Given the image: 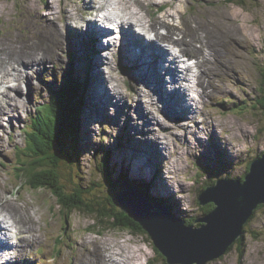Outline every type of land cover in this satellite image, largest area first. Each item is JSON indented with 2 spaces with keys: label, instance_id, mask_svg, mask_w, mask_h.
<instances>
[{
  "label": "rangeland",
  "instance_id": "obj_1",
  "mask_svg": "<svg viewBox=\"0 0 264 264\" xmlns=\"http://www.w3.org/2000/svg\"><path fill=\"white\" fill-rule=\"evenodd\" d=\"M138 2L139 0H130V5L137 9L140 5L139 11L147 20L152 22L162 16L172 24H180L191 32L196 31L210 38L215 47L218 44L222 51L221 59L227 61L229 65L223 70L224 75L221 80H219L218 73H210L211 78H217L215 85L219 86L220 81L223 83L219 97L209 92L205 95L195 92L201 106L200 111L199 108L194 109L193 115L198 112L195 114L196 118L184 120L173 118L174 122L189 123L190 127L192 126L189 130L191 132L185 133L182 128H174L173 135L169 136L172 148L164 150L162 147L161 152L159 150L160 157L153 154L155 159L151 153L149 154L151 159L147 157V154H138L137 143L145 138L147 140L156 138L158 135V139L163 142L162 145H165L167 138L163 137V133L166 130L156 124V127H159L158 131H149L152 124L145 125L146 122H144L149 119L148 114H143L140 118L139 112L144 113V111L133 113L127 106L126 100L133 101L135 97L137 99L138 96L135 94L137 89L139 86L144 87L138 83L137 79H134L139 69H134L127 58L120 57L122 47L117 44L114 47L117 49L110 52L111 54L102 50L103 56H111L112 62L100 66L101 70L105 71V75L110 78L108 83L110 90L116 92L114 90L118 89L125 94L119 95L121 101L118 100L124 109L121 119V114L113 117L117 113L115 108L118 107L106 103L108 94L103 95L108 107L97 109L94 103L91 106L86 105L88 99L86 94L89 95L92 83L89 69H93V59L97 55L92 49V43L90 41L88 43L85 39V35L76 36L75 40L80 41L76 43L77 49L81 51V46H83L82 52L86 55L89 54L90 48L92 49L89 64L87 60L79 58L75 48L71 47L69 29L66 28L68 30L66 40L68 38L69 42L64 55L55 45L60 38L56 32L61 31V24L68 27L70 22L71 36L76 32L75 29L87 25L84 24L88 21L83 19L85 18L83 11L90 5L86 6L85 0H0V68L3 69L6 80H11V75L14 73L13 70H4L1 63L7 60L9 50L16 53L33 52L34 50L42 52L52 45L55 49V59L50 60L43 70L38 71L35 77L31 78L36 87L26 95L30 106H26L24 111L21 110L20 120L14 122L16 126L5 122V128L2 129L4 131H1L4 144L0 145V199L2 204L10 206L11 210L21 209L22 212L17 215L18 219L23 221L27 233L29 232V234L18 235L20 241L13 240L18 242V245H13L12 249L16 252L13 256L17 254L13 264H82L83 259L87 257L89 258L88 264H95L98 260L102 264H115L112 260H108V253L118 259L117 264H125V258L129 259L127 250L122 249L123 245L128 249H137L136 254L140 257L139 264H165L164 258L157 255L153 249L149 241L150 236L134 235L127 230L110 229V226L101 227L98 225L101 221L97 217L94 218L78 210L69 214L66 208L61 207L58 203L59 199L50 189L34 190L26 186L23 178H16L18 154L26 146L28 133L34 131L32 124L36 116L50 103L52 92L61 90L66 82L69 85L73 80L81 86L85 83L87 85L86 88H79L80 106L75 102L80 110L78 135L63 137L56 147V153L61 158L57 162V171L60 178H63L62 185L66 192L71 191V187L67 186L68 183L75 189L74 185L79 180H82L80 182L83 190H91L87 195L79 191L86 204L91 201L90 197L95 198L105 194V186L100 179L103 178L105 182L107 180L97 170L96 159H104L108 156L111 157L110 161L115 167V174L112 178L117 179L123 174L136 178L135 176H139L135 175L138 171L146 174L142 178L148 181L152 178L151 182L154 183L152 187L148 186V193L151 196L164 198L175 214L182 216L188 225L192 223L200 226L202 222L195 221L206 214L203 205L198 200L202 187L211 185L214 180L221 178H239L240 176L242 179L251 163L264 153V112L260 108L255 110V107L251 111L252 114L249 112L250 108L263 98L261 81L264 83V78L261 70L264 68V0H239V2L231 0H143L140 4ZM100 5V0H98L88 8V11ZM67 9L73 13L70 21L66 20L67 15L70 14L66 11ZM168 13L172 14V17L168 18ZM228 16L230 19H227ZM241 23H244L247 32L251 28L255 30V38L242 36L236 28ZM161 31L167 33L164 27ZM235 31L239 35H235ZM215 36L217 41L213 40ZM196 45L200 47L202 44L197 42ZM193 71L192 67L191 72ZM116 79L118 83H112ZM205 83L209 84V81ZM18 84L27 87L26 83L20 79ZM210 89L214 90L213 87ZM14 93L16 92L13 88L9 90V98ZM146 94L143 92V96ZM94 95H98L95 90L92 93V96ZM122 96L125 97L122 98ZM16 97L20 98L19 95ZM145 101L149 105V98ZM188 101L193 106L195 105L190 99ZM170 102L173 101L170 100ZM186 107L189 112V107ZM152 109L157 118L164 119V113L156 107ZM109 111L112 114H108ZM127 117L129 119L123 120ZM45 118L46 123L50 121V117ZM135 121H141V124ZM194 121H198L199 125H196ZM200 137L203 138L204 147L197 146L198 143L200 144ZM227 138L230 139L229 142L226 141ZM68 139L69 141L66 142ZM181 139L188 142L183 143ZM2 147L8 152L1 151ZM163 151L167 153L166 156H169L170 163L166 160ZM225 153L228 155L226 156ZM137 158H140L142 165L148 170L137 165L139 163ZM173 161H176L175 164L179 169L171 168ZM154 176L157 177V181ZM167 183L172 188L170 192L166 190ZM98 184L99 187H97ZM76 188L79 187L76 186ZM173 199H176L175 202ZM27 216L28 219L25 221L24 218ZM106 223L108 225L110 221ZM97 230L104 231L98 233ZM26 235L30 237L24 238ZM245 237V242L239 244L244 249L243 257H241L239 245L234 244L232 250H228L224 255L207 264H264V206L249 220L245 229ZM35 238L37 240H34ZM3 246L1 241L2 250Z\"/></svg>",
  "mask_w": 264,
  "mask_h": 264
},
{
  "label": "bare ground",
  "instance_id": "obj_2",
  "mask_svg": "<svg viewBox=\"0 0 264 264\" xmlns=\"http://www.w3.org/2000/svg\"><path fill=\"white\" fill-rule=\"evenodd\" d=\"M97 1L98 0H85V4L86 6L88 5L91 6L92 4H95ZM100 1L103 5L108 6V10L105 12L106 15L104 17L108 23L112 24L109 27L110 29L103 28L98 23V20L93 19L92 21L87 23L86 28L79 27V29L78 28L75 29L76 32L73 34V36H71L70 22L68 23V27L63 26L61 24L60 25L61 31L56 32V35H58L60 38L58 39L57 43H55V45L57 46L59 52H61V54L64 55V52L66 51V47H67L66 45L69 42L68 38L66 40V36H67L66 31H68L67 29H69L70 32L68 36L71 42L70 45L71 47L73 46L75 48V51L77 52L79 58H83L87 60L89 64L91 62L90 59H91L92 49H94V53L97 56H95V58L93 59L94 60L93 69L92 68L91 70L89 69V72H91L92 83L90 85V93L89 95L87 94L88 99L86 100V103H87L86 105L91 106V104L94 103V106L95 107L97 106V109L106 108L108 106L104 102L103 95L108 94L106 103L112 105L113 107L114 106L118 107V108H115V112L117 113L113 117L115 118L118 114H121V119H122V112L124 111V109H122L120 102H118V100L121 99L119 98V95H125V94L122 91H119L118 89L114 90L116 92H112L110 90V87L108 85V83L110 82V78L109 76H106L105 71L103 69L101 70L100 68V66L104 64H111L112 62L110 60L111 56L109 57L108 55V56H105L106 57L105 58L103 56V52L101 51L104 50L105 52H108V53L113 52L115 49H117L114 47L119 43V45L122 47L120 51V57L127 58L128 60H130L131 66L134 69H137V68L139 69V71H136L137 73L134 76V79H137L138 83L142 84V86L144 87L142 88L139 86V89H137V92L135 93L138 96L137 99L135 97L133 101L131 99L126 100L127 106L130 108V111L133 113L138 112V111H144V113L139 112L140 118H141V115L148 114L149 119L145 120L144 122H146L145 125L152 124L149 128V131L157 132L158 128L156 127V124L159 125L162 129L166 130L165 133H163V137L165 139L167 138V140H165L167 141L165 145H162L163 142H161L158 139V135L156 136V138L153 137L149 140L145 138L141 140V142L137 143V153L138 154L144 153V154H147V157H150L149 154L151 153L152 157L155 159L153 154L155 153L156 155L160 157L159 150L161 152L162 147H164L163 148L164 150L168 148H172L170 147L171 143L169 140V136L173 135L172 130L174 128H182L184 129L185 133H188V131L191 129L192 126L190 127L189 123L186 124V123L174 122L173 118L174 117L179 118V119L181 118L183 120L190 119V118H193V119L196 118L195 114L198 112H196L193 115V112L195 111L194 109L199 108V111H200L201 106H200V101L196 97L195 92H198L200 95H205V93L209 92V93H212L214 96L219 97L218 94H220L219 92L222 91L221 85H223V83L220 81L219 86L215 85L217 78L215 79V77L213 76H212L213 78H211L210 73H213V74L218 73L220 76L219 80H221V77L224 75L223 70H225V68H228L229 65L227 61L225 62L224 60L221 59L222 51L218 47V44H217V47H215L212 40L208 38L207 36H204L196 31L191 32L188 28H184V26L180 24H176V23L172 24L170 21L162 18V16L158 18L157 20L151 22L149 19L147 20L146 17L140 13L139 11L140 5H138L139 7L138 9L137 7H131L130 0H100ZM142 1L143 0H139L138 4L142 3ZM134 3H136V1ZM90 6H88V8ZM88 8H85L84 11H87ZM66 11H68L71 14V15L70 14L67 15V18H66V20L70 21V19L73 18V13L69 9H67ZM95 11H98V10L95 9ZM223 15H227V14H223ZM168 16H169L168 18H170L172 17V14L168 13ZM227 19H230L229 16L227 17ZM236 20L239 21V19H236ZM157 21L158 23H156ZM162 27L167 29V33H164L161 31ZM236 28L241 32L243 37L255 38V30L252 28L249 29L248 32L251 35L248 34L244 23L239 24L238 26H236ZM110 30H114L115 33H113V35L114 34L116 35H114L113 39H108L107 40L108 43L104 45L102 43V42H106V39L104 41V38L105 37L108 38L111 36ZM120 31H122L123 33L118 35ZM82 32L85 34V39L88 41V43L89 41L92 43V49L90 48L91 51L89 50V54L87 55L84 52H82V50L84 49L83 46L77 45L78 47L79 46L82 47L81 51L78 50L76 47V43H80V41H76L75 38L76 36H80ZM235 35H239V34H236V31H235ZM146 36H149V37L146 38ZM213 40L217 41L216 36L213 38ZM197 42H200L202 45L198 47L196 45ZM83 45L86 46V44L84 43ZM132 45H134V48L132 47ZM52 47H49L48 50L45 49L42 52H37V50H34L33 52L28 51L24 53H16V52L9 50V53H7L8 56H6L7 60L1 61L4 70L6 71L13 70L14 73H12L11 75V80H6L3 75V69L0 68V85L3 87L1 88L2 90L0 92V145L4 144L2 143L3 135L1 136L2 134L1 131H4L2 129L5 128L4 127V124H6L5 122H9L13 126L16 120H20L21 110L24 111L25 108L30 106L28 104L29 102H27L26 100V95L33 88L36 87L34 86V81L31 80V78L35 77V74H37L38 71L43 70L50 60L55 59L54 57L55 49L54 47L53 48ZM190 58L195 59L194 63L190 62ZM192 67L194 69L193 72H191ZM53 74H55V71H53ZM208 77H210V79H207ZM19 79L24 81L27 87H24L23 85L18 84ZM206 81H209V84H206L205 83ZM112 83H118L117 79L113 81ZM6 87L8 88L7 90L4 89ZM170 87H173V88L171 89ZM211 87H213L214 89L213 91L210 89ZM12 88L15 90L16 93L11 94L9 98L8 91L11 90ZM94 90L98 93L97 96L95 95L92 96V93L94 92ZM143 92H146L147 94L143 96ZM222 93H224V91ZM17 95H19L20 98H17L16 97ZM124 97L125 96H122V98ZM146 98H149L150 106L145 101ZM188 99L194 102L195 105L193 106L192 104H190L191 102H189ZM170 100H172L173 102H170ZM186 106L189 107V112L187 111ZM152 107H156L162 113H164V116H165L164 119L157 118ZM108 114H112V113H110L109 111ZM127 119H129V117L123 120H127ZM171 121L172 123H176V124H172ZM175 121H179V120L175 119ZM136 123L141 124V121L136 122ZM195 124L199 125V122L196 121ZM214 126H216V124H214ZM146 131L148 130L146 129ZM10 138L12 139L11 136ZM142 138L143 137L141 135V139ZM228 140L230 139L227 138L226 141L229 142ZM182 141L183 143H186L187 140L186 141L182 140ZM199 142L200 144L198 143L197 146L204 147L203 145L204 142H203L202 137L199 138ZM2 150L7 151L4 147L1 148V151ZM163 154H165L164 151H163ZM166 154H165V158L170 163V160L168 158L169 156H166ZM139 159L140 158L136 159L137 162H139L137 165L143 167V169L145 170H148L146 169V167L144 168V166L142 165V161ZM175 162L176 161H173V163L171 164L172 166L171 168H174V169L177 168V165L175 164ZM162 166L164 165L162 164ZM135 175H139L138 177L141 179L142 177H145L146 174H142L140 171H138L137 174ZM168 184L169 183H167L166 190L170 192L172 188L170 187V184L169 186ZM21 212L22 211L19 208H16L15 210L14 209L11 210L10 206L4 203L2 204L1 199H0V244H1V241L4 244L3 250L0 248V264H3V262L5 261H7L8 264H13L15 262L14 260L17 254L13 256V254L16 252H14L15 249L14 251L12 249H13V245H18V242H14L13 240L15 239L19 240L20 237L18 235L27 233L25 229L26 227H24L23 225V221H20L19 220L20 218L18 219V216H17ZM29 217H30V214H29ZM24 219L26 221L28 219V216L25 217ZM27 234H29V232ZM27 237H30V235H26L24 238H27ZM34 240H37V238H35ZM122 249L127 250L126 253L128 254L127 258L129 260L125 258V261H124L125 264H139L140 257H139V254H136L138 253L137 249H128L124 245L122 246ZM118 253L120 254L119 250H118ZM107 256H108L109 261L112 260L115 264L118 263V259L115 258L113 254L109 255L108 253ZM88 260H89L88 257L84 258L82 264H88L87 262ZM97 263L102 264L100 260H98V262H96L95 264ZM140 264H143V263H140Z\"/></svg>",
  "mask_w": 264,
  "mask_h": 264
},
{
  "label": "water",
  "instance_id": "obj_3",
  "mask_svg": "<svg viewBox=\"0 0 264 264\" xmlns=\"http://www.w3.org/2000/svg\"><path fill=\"white\" fill-rule=\"evenodd\" d=\"M115 192L118 208L149 233L168 264H207L224 255L242 235L255 209L264 204V154L254 160L244 179H220L201 195L202 205L215 208L187 225L161 203L152 204L136 187L123 181Z\"/></svg>",
  "mask_w": 264,
  "mask_h": 264
},
{
  "label": "trees",
  "instance_id": "obj_4",
  "mask_svg": "<svg viewBox=\"0 0 264 264\" xmlns=\"http://www.w3.org/2000/svg\"><path fill=\"white\" fill-rule=\"evenodd\" d=\"M231 1L239 2V0ZM261 75L264 78V68H262L261 70ZM86 85L87 84L85 83L84 86H81L79 83L72 80L69 85L66 82V85L61 88V90H56L52 92L50 103L47 104L43 110L41 109L42 112L36 116L35 121L32 124V128L34 131L29 132V137L27 136L26 140V147L22 150L21 153H19L20 155L18 154V168L15 171V176L19 179L23 178L28 188L34 190L50 189L54 196L59 199L58 203L61 205V207L63 209L66 208L65 210H67L69 214H72L75 210H78L80 212L92 215L94 218L97 217V219H99L101 222H99L100 224H96L100 225L101 227L107 228L110 226V229L127 230L134 235L146 234L149 236L148 232L141 226L139 222L133 220L131 217H129L126 212L121 211L116 205L114 191L117 189L116 185H119L120 181L116 178H112L115 174V167L110 161L111 157L105 156L104 159H96L97 170L101 173V176L106 178L107 180V182H105L103 178L100 179V181L105 186V194L98 195L95 198L90 197L91 201L86 204L85 199H83L79 191L81 190L82 193L87 195L91 190L81 189L83 188L81 183L82 180H79L74 185L75 189H73V186L68 183L67 186L71 187L70 192H66V189L62 185L63 178H60V174L57 171V162L61 158L59 157L60 155L56 153V147L58 143L61 142L63 137H73L74 135H78L77 131L79 130V127H77V125L79 122L80 112L78 108L80 106V99H78L80 98L79 88H86ZM261 95L263 96V98L257 101V103L252 108H250L249 112L251 114V111L254 107L255 110L257 108H260L261 111L264 112L263 81H261ZM75 102H77L79 106H76ZM45 117H50V121L46 123ZM46 135L48 137H46ZM68 141L69 139L66 140V142ZM72 153H75L73 149ZM99 159L100 162L97 163ZM219 176L220 175H218V177ZM123 178L129 180L127 174H123L122 179ZM242 179H244V176L242 177ZM215 181L216 180H214V182ZM133 182L134 184H136V181ZM147 185L151 186V184L142 183L139 187L142 191L147 192ZM76 186L79 188H76ZM99 186L100 185L98 184L97 187ZM207 186L209 185H205L204 187H202L201 192L205 190ZM153 201H155V199ZM263 206L264 204H261L257 209H255L253 213L254 215H252L251 218L254 217L256 211H258ZM203 208L205 209V212L207 214L215 208V204L210 203L209 205L204 206ZM168 209L172 212L175 217H177V215L173 212L172 208L168 207ZM107 221H110V224L107 225ZM101 223H103L104 225ZM247 224L248 223L244 225L242 235L230 246L229 250H232L234 244L238 246L240 243L242 244L245 242V229L247 227ZM97 231L98 233H102L104 230ZM149 241L152 243L153 249L156 251L157 255L162 256L165 260V264H168L166 258L155 247L152 240L150 239ZM238 248L240 249L239 251L241 253V257H243V247L239 245Z\"/></svg>",
  "mask_w": 264,
  "mask_h": 264
}]
</instances>
